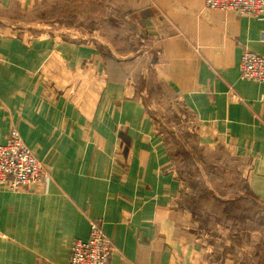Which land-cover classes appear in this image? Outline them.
<instances>
[{"label": "crops", "instance_id": "0c3cea01", "mask_svg": "<svg viewBox=\"0 0 264 264\" xmlns=\"http://www.w3.org/2000/svg\"><path fill=\"white\" fill-rule=\"evenodd\" d=\"M48 1L0 0V144L15 128L49 169L38 190L0 189V264H66L91 221L112 244L108 264H264V228L241 242L230 226L196 227L171 143L184 113L264 205V82L239 77L244 52L264 58V18L204 0H93L127 35L98 44L14 27Z\"/></svg>", "mask_w": 264, "mask_h": 264}, {"label": "rangeland", "instance_id": "374dc122", "mask_svg": "<svg viewBox=\"0 0 264 264\" xmlns=\"http://www.w3.org/2000/svg\"><path fill=\"white\" fill-rule=\"evenodd\" d=\"M99 2L50 0L44 8L22 14L19 19L28 24L14 27L29 33L56 35L60 39L76 37L98 44L102 36L116 39V33L127 35L118 11L108 9L105 4L102 7ZM127 42L125 49H132L131 39L128 38ZM154 84L157 88L149 95H156V90L164 95L162 84ZM172 119L175 126L171 136L173 160L183 181V193L189 194L187 202L196 227L202 230V225L230 226L239 232L237 241H249L248 235L242 231L252 228L253 232H260L264 228V205L249 195L240 162L222 147L214 149L198 144L194 131L186 125L184 113L174 114ZM252 239L256 240L257 236L253 234Z\"/></svg>", "mask_w": 264, "mask_h": 264}, {"label": "built area", "instance_id": "2783aa9c", "mask_svg": "<svg viewBox=\"0 0 264 264\" xmlns=\"http://www.w3.org/2000/svg\"><path fill=\"white\" fill-rule=\"evenodd\" d=\"M204 4L212 10H232L242 16L264 18L263 0H204ZM239 77L264 82V58L250 51L244 52L239 62ZM48 177V167L24 144L19 132L10 129L5 142L0 144V189L38 190ZM111 253L112 244L102 226L91 221L87 239H76L71 243L66 264H108Z\"/></svg>", "mask_w": 264, "mask_h": 264}, {"label": "bare ground", "instance_id": "6f19581e", "mask_svg": "<svg viewBox=\"0 0 264 264\" xmlns=\"http://www.w3.org/2000/svg\"><path fill=\"white\" fill-rule=\"evenodd\" d=\"M240 62V61H239Z\"/></svg>", "mask_w": 264, "mask_h": 264}]
</instances>
